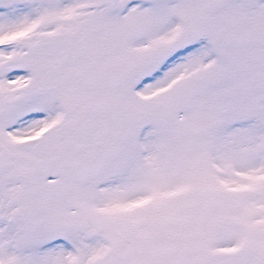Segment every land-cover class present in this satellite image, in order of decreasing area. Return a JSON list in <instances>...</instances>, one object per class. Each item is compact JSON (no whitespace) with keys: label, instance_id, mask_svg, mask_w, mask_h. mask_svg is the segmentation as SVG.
I'll return each mask as SVG.
<instances>
[{"label":"snow or ice","instance_id":"1","mask_svg":"<svg viewBox=\"0 0 264 264\" xmlns=\"http://www.w3.org/2000/svg\"><path fill=\"white\" fill-rule=\"evenodd\" d=\"M0 264H264V0H0Z\"/></svg>","mask_w":264,"mask_h":264}]
</instances>
